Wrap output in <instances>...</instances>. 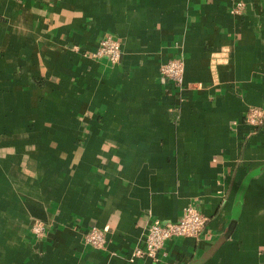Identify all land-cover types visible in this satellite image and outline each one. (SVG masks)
Instances as JSON below:
<instances>
[{"label":"crops","instance_id":"crops-1","mask_svg":"<svg viewBox=\"0 0 264 264\" xmlns=\"http://www.w3.org/2000/svg\"><path fill=\"white\" fill-rule=\"evenodd\" d=\"M107 34L117 63L86 55ZM174 57L181 87L160 72ZM251 106L264 0H0V264H264ZM188 204L208 217L200 236L134 254Z\"/></svg>","mask_w":264,"mask_h":264},{"label":"built area","instance_id":"built-area-1","mask_svg":"<svg viewBox=\"0 0 264 264\" xmlns=\"http://www.w3.org/2000/svg\"><path fill=\"white\" fill-rule=\"evenodd\" d=\"M235 11H242V3H238ZM77 49V46H74ZM86 55L95 58H106L111 63H117L122 56L121 42L114 36L107 34L103 36L98 46ZM161 74L170 79L178 87L184 84L185 79V61L181 57L170 58L160 65ZM244 121L252 127L261 126L264 123V109L251 106L244 116ZM208 217L194 204H188L184 207L183 213L176 221L160 223L158 221L150 222L147 227L145 243L138 246L134 254L137 256H150L156 258L158 252L162 250L168 239L180 236L198 237L204 231ZM45 224L35 222L32 226V232L41 236L45 232ZM86 242L94 247H104L106 245V234L98 228L92 227L85 233Z\"/></svg>","mask_w":264,"mask_h":264}]
</instances>
